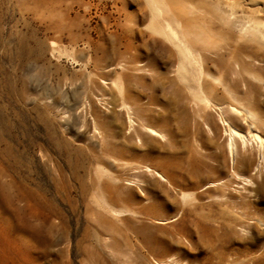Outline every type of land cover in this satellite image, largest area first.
<instances>
[{
	"label": "rangeland",
	"instance_id": "374dc122",
	"mask_svg": "<svg viewBox=\"0 0 264 264\" xmlns=\"http://www.w3.org/2000/svg\"><path fill=\"white\" fill-rule=\"evenodd\" d=\"M220 111L264 142V0H0V264H264Z\"/></svg>",
	"mask_w": 264,
	"mask_h": 264
},
{
	"label": "bare ground",
	"instance_id": "6f19581e",
	"mask_svg": "<svg viewBox=\"0 0 264 264\" xmlns=\"http://www.w3.org/2000/svg\"><path fill=\"white\" fill-rule=\"evenodd\" d=\"M168 27V25L166 26ZM168 32H172V31H169L168 29ZM173 34V33H171ZM170 34V35H171ZM172 36V35H171ZM173 37V36H172ZM175 39V38H174ZM177 41V40H176ZM184 51V50H183ZM188 53V52H187ZM193 71V70H192ZM188 73V72H187ZM194 74L195 73V70H194ZM217 93V92H216ZM219 115H220V121L222 123V125L225 127V136H227L228 138V142L230 144V146L232 145H235L236 143H238V145L243 149V150H246V148L248 147L249 143L250 142H255L256 143V146L260 149H263L264 147V142L262 140H260L257 136L255 135H250L248 134V137H244L240 134H238L237 132H235L231 127H230V124L228 122H226V119H225V116L223 114L222 111L218 112ZM244 120V119H243ZM245 121V120H244ZM246 123V121H245ZM248 126V125H247ZM246 127V126H245ZM251 129V128H250ZM238 131V130H237ZM256 147V148H257ZM257 150V149H256ZM230 151H231V147H230ZM260 152V151H259ZM259 164V163H258ZM257 164V165H258ZM235 177V175H234ZM239 178V177H238ZM240 179V178H239ZM102 203H104L102 201ZM105 205V204H104ZM106 207V206H105ZM107 208V207H106Z\"/></svg>",
	"mask_w": 264,
	"mask_h": 264
}]
</instances>
